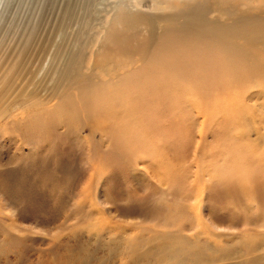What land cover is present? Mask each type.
<instances>
[{
    "label": "rangeland",
    "instance_id": "1",
    "mask_svg": "<svg viewBox=\"0 0 264 264\" xmlns=\"http://www.w3.org/2000/svg\"><path fill=\"white\" fill-rule=\"evenodd\" d=\"M18 1L0 0V76L6 55L22 54L19 86L32 81L49 103L51 71L76 55L82 84L65 100L85 91L100 104L92 122L49 115L48 137L0 129V195L17 194L0 196V264H264V40L251 49L258 67L240 63L237 33L231 55L197 34L168 48L187 67L150 53L173 19L264 23V0H39L16 25Z\"/></svg>",
    "mask_w": 264,
    "mask_h": 264
},
{
    "label": "bare ground",
    "instance_id": "2",
    "mask_svg": "<svg viewBox=\"0 0 264 264\" xmlns=\"http://www.w3.org/2000/svg\"><path fill=\"white\" fill-rule=\"evenodd\" d=\"M32 1L34 4H32ZM38 1L39 0L18 1V12H11L9 14L10 18L17 21L15 23L16 25L20 24L26 16H29L28 18L31 19L30 16L33 14V10H36L35 6ZM124 7L129 18L128 23L133 24L137 20L140 12L131 11L137 7L129 3H126ZM37 11L36 14L38 19L44 21L45 17L43 19L42 16L39 15L40 12L38 13ZM233 12L235 11H230V13ZM233 16L234 18L231 20L232 22L228 21L219 26H215L210 21H205L206 23L200 22L196 25L197 19L193 15H190V18L188 16L189 20H186L185 22H178L176 19H173L169 27L162 28L157 34H152L150 38L152 51L150 53L153 54V59L160 67H164L166 63L171 60H178L183 67H187L192 64L190 56L186 58L173 56L172 58L167 52L168 48L182 43L186 38L193 34H197L200 35L206 45L211 43L218 44L221 46L225 55H231L235 50L232 49L233 45L229 44V37L230 35L237 33L243 41L242 48L245 49L244 54L240 57V63L258 67L259 63L251 49L253 48L252 46L263 42L264 23L255 18L251 13L236 12ZM20 40L23 47L29 44V33H21ZM114 43V51L116 52L122 53L127 49L126 44L121 38H116ZM154 44L156 45L153 48ZM140 45L144 48L142 51L145 52L148 44L140 42ZM70 46L73 47L71 42ZM202 49L206 51L208 47ZM130 52L131 51H128V53ZM114 54L117 55L115 52ZM5 60L7 61L6 67L3 69L0 76V117L4 113L12 110L6 109L4 112L2 111L4 106H16L18 107L17 111L20 112V119L5 121V123L0 124V129L6 131L9 130L10 127H13L15 131H18V134L22 138H27L30 135H38L37 138L39 136L48 137L52 131V128L50 127L56 118L47 119V117L56 114L59 111H66L64 114L68 119L80 121L87 118L85 121H93L94 110H96L100 104L97 100L96 102H92L90 98L85 95V91H82L78 98L68 101L65 100V95L69 89H78L82 84V80H80V61L77 59L76 55H68L57 70L51 71L53 76L50 79V85L47 87V90L52 94L53 100L49 103L45 100L39 99L33 89H28V87L33 84L32 81L28 83L26 87L19 86V78L27 72L25 71L26 67H24L23 64L26 59L22 54L18 53L14 56L6 55ZM51 60L52 58L49 59L45 67L48 68L49 71L50 68L54 69L52 65L50 66ZM16 63L19 64L17 72L14 71V64ZM254 81H256L255 78ZM65 84L66 87L64 88ZM138 96L139 95L132 93V95L129 96V100L137 104L139 100ZM11 99L13 100L11 101ZM103 101L105 102L106 100L102 99V102ZM145 114H147V111ZM50 145L53 147L52 143ZM54 181L55 178H53L52 182ZM8 187L5 192L6 195H0L3 196L5 198L4 200L7 202L11 199H16L17 197L16 191L9 190ZM2 199H0V202L3 201Z\"/></svg>",
    "mask_w": 264,
    "mask_h": 264
}]
</instances>
